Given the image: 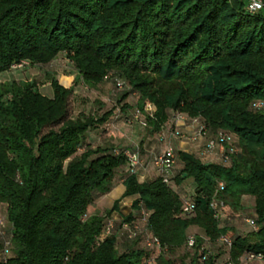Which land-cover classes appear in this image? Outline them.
Instances as JSON below:
<instances>
[{
    "label": "trees",
    "instance_id": "1",
    "mask_svg": "<svg viewBox=\"0 0 264 264\" xmlns=\"http://www.w3.org/2000/svg\"><path fill=\"white\" fill-rule=\"evenodd\" d=\"M61 53L90 88L108 79L128 85L123 112L138 93L149 134L184 114L207 128L201 147L220 131L233 143L223 144L228 159L217 161L174 148L171 181H141L130 172L129 148L89 141L111 121V109L69 116L74 87L56 77L53 96L33 80L0 82V264H248L249 253L264 256V110L255 107L264 100V9L248 12L243 0H0V73ZM120 171L124 196H137L134 213L114 220L104 237L119 200L87 212ZM188 178L196 184L190 197ZM245 196L254 198L247 234L227 220ZM213 198L225 205L214 210ZM186 200L194 209L183 213ZM142 210L145 228L129 237L124 224L138 222ZM191 227L202 231L193 247ZM153 236L159 246H147ZM209 242L228 256L212 253Z\"/></svg>",
    "mask_w": 264,
    "mask_h": 264
},
{
    "label": "rangeland",
    "instance_id": "2",
    "mask_svg": "<svg viewBox=\"0 0 264 264\" xmlns=\"http://www.w3.org/2000/svg\"><path fill=\"white\" fill-rule=\"evenodd\" d=\"M56 77L63 85L69 87L73 86L74 91L70 98L69 104V116L75 117L79 113L93 114V115H102L105 111L112 110L114 116L111 121L104 126H101L95 130H92L89 134V139L93 141V144H102V145H113L117 148H133L135 145H141L143 151V158H146L145 149H143V140H146L151 135L149 134L148 129L144 126L141 121H145V115L141 112H138V107L136 105L138 99V93L132 92L126 101L130 104V109L127 112L121 110L123 102H120V96L123 91L129 90L128 85L117 87L113 80H106L97 87L90 88L88 87L81 78H79L78 72L75 69L71 61H69L64 53L58 55V57L52 62L44 65L32 64L29 61H23L18 64H14L8 71L0 73V82L15 80L18 82L21 81H36L40 91L48 96H53V89L50 84V79ZM152 113L151 110H148ZM173 119L170 118L169 123L165 124L161 131L156 134L163 132L167 135L166 140L168 141L172 133H175L176 127L175 123H172ZM194 129H184L182 133L184 136L178 138H172L171 144L174 148L175 145H179L180 141L188 143L190 150L199 154V151H202L203 147L196 149L192 146V141L190 140V135L193 134ZM165 140V139H164ZM166 141V142H167ZM224 146L218 145L216 150L213 152L214 161L219 160ZM186 182H191L190 185H187V188L191 189L192 194L196 193V184L193 182L192 178H188ZM186 188V189H187ZM187 197L189 193L186 192ZM124 196V194H123ZM106 197V196H104ZM125 197V196H124ZM107 199L106 203L102 206L111 209L115 203L114 198H105ZM118 203V210L122 212L123 217L127 216L129 213H134L132 208V200L126 199L122 203ZM252 202L246 203V207L243 206L242 209L234 211L232 208L228 210V221L231 222L235 227H243V233L247 234L253 228L252 219L253 208ZM5 205H3V209ZM96 205H91L88 208L87 216L95 214L97 210ZM252 208V209H251ZM241 229V228H240ZM212 244V245H210ZM208 248L214 254L221 253L222 258L227 257L228 255L226 247L224 245H214L213 243H207ZM183 254V250L178 251L173 254L174 257H179ZM248 264H264L263 260H253Z\"/></svg>",
    "mask_w": 264,
    "mask_h": 264
},
{
    "label": "built area",
    "instance_id": "3",
    "mask_svg": "<svg viewBox=\"0 0 264 264\" xmlns=\"http://www.w3.org/2000/svg\"><path fill=\"white\" fill-rule=\"evenodd\" d=\"M246 6V9L248 12H256L264 9V1L263 0H243ZM117 84L119 86L123 85V82L121 80L117 81ZM255 107L263 109L264 110V100L258 101L255 104ZM145 109L151 110L152 112L155 110V106L152 103H148L145 107ZM138 112H140L138 110ZM175 120L182 121V124H186V122L190 121L192 122V126L194 129L193 134L190 135V140L192 141H198V140H204V137L206 136V127L204 124L200 122L199 119L194 118L190 119L184 114H178L175 116ZM175 121V124L177 123ZM141 123L146 126V121H141ZM181 124V125H182ZM174 135L180 137L184 136L182 131L179 129L175 130ZM161 137L165 139V134L163 132L161 133ZM221 141V142H219ZM223 146V144H232L233 143V136L225 131H220L218 133V136L215 139H210L206 142L205 146L202 148V151H200V155L205 157L207 154L213 153L217 146L220 145ZM226 149H224L221 153V156H224V159H228V155L226 154ZM125 155L128 158L129 164H130V172L134 174H138V168L142 166L143 163V158L141 155V147L139 144L135 145L133 148H129L125 151ZM176 153L174 150V147L171 144H168L166 146V149L161 152L156 154L153 157V165L157 171V175L163 178L164 182H170L173 174H174V167L176 165ZM220 186H223V182H220ZM225 205V202L222 199L218 198H213L210 202V206L214 210H218L221 207ZM194 209V202L193 200H186L183 204L182 211L183 213H188L191 212ZM149 213L145 210L141 211V218L139 219L138 222L134 224L130 223H125L124 228H129V237H134L137 235V233L143 231L145 228L147 219H148ZM0 224L1 226L5 225V220L3 218L0 219ZM114 226V220H110L107 227L105 228V231L103 233V236H107L111 234V230ZM0 233H3V231L0 230ZM221 241L226 243L229 247L232 244V241L229 237L223 236L221 237ZM196 243V235L195 234H190L187 237V245L189 247L195 246ZM147 246H153V245H160V240L158 237L153 236L152 238L147 239L146 242ZM6 245H9V242L6 243ZM264 256L262 254H255V253H249L246 255L243 260L244 262H250L253 260H263ZM242 260V259H241ZM148 264H151L149 261ZM228 264H235L232 261H229Z\"/></svg>",
    "mask_w": 264,
    "mask_h": 264
},
{
    "label": "crops",
    "instance_id": "4",
    "mask_svg": "<svg viewBox=\"0 0 264 264\" xmlns=\"http://www.w3.org/2000/svg\"><path fill=\"white\" fill-rule=\"evenodd\" d=\"M172 119L173 120L171 122L175 123V121H176L175 117ZM168 123H169V121L166 124H168ZM181 124H182V121H178L175 124L176 129H179L182 131L184 129L193 128V126L191 125L192 122H190V121L186 122V124H182V125ZM166 136L167 135H165V140H164L161 137V133L160 134L155 133L154 135H151L150 138L148 137L146 140H143L144 142L142 145H143V149H145V152H146L145 157H147V159L143 158V151L141 149V155L143 158V163H142V166H140L138 168V174H137L141 181H148V180H151V179L155 178L156 176H158L157 171L153 165V161H152L153 157L156 154L163 152L166 149V146L169 143H171L172 138H178V136H176V135H174V133H172L171 136L169 137L168 141H167ZM89 141L91 143H93V141H91L90 139H89ZM202 142H203V140H198V141L192 142V146L195 148V150L198 148L200 149ZM175 148L184 150V151L189 152V153H194V154L197 152V151L196 152L191 151L190 147L188 146V143L184 142V141H180L179 145L178 144L175 145ZM214 155H215L214 153L207 154L204 157V160L213 161ZM178 166L180 167L181 164L178 163ZM120 172L121 173L117 174L115 179H114L113 189L109 193L100 196L95 201V203L93 204V205H96V207H98V208H95L97 210L96 213H102L105 209H107V207L102 206V204L104 205L107 201V199H105V198H110V200H111V198H114L115 201L120 199V202L122 203V201L126 200V199L134 201V199L137 197L136 195L125 196V197L123 196V194L125 192V185L123 183V180H124L123 171H120ZM190 183L191 182H185V188H187V185H190ZM187 191L189 193V196H191L192 195L191 189L187 188ZM104 196H106V197H104ZM248 202H252V206H253L254 205V198L251 196H245L242 200L243 206L246 207V203H248ZM132 211L133 210H130V212H132ZM123 215L124 214L122 212L120 213L118 210H115L112 213L111 218L115 221H119L123 218ZM189 233L197 235V233L200 234V233H202V231L198 227H191L189 229Z\"/></svg>",
    "mask_w": 264,
    "mask_h": 264
}]
</instances>
